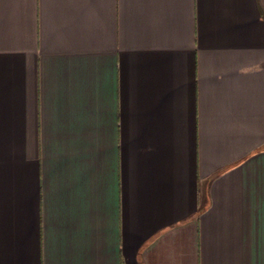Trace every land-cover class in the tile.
I'll return each mask as SVG.
<instances>
[{
	"label": "crops",
	"instance_id": "obj_1",
	"mask_svg": "<svg viewBox=\"0 0 264 264\" xmlns=\"http://www.w3.org/2000/svg\"><path fill=\"white\" fill-rule=\"evenodd\" d=\"M0 264H264V0H0Z\"/></svg>",
	"mask_w": 264,
	"mask_h": 264
}]
</instances>
